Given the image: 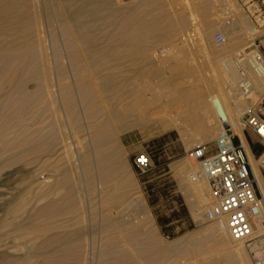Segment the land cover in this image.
I'll use <instances>...</instances> for the list:
<instances>
[{
    "label": "bare ground",
    "instance_id": "bare-ground-1",
    "mask_svg": "<svg viewBox=\"0 0 264 264\" xmlns=\"http://www.w3.org/2000/svg\"><path fill=\"white\" fill-rule=\"evenodd\" d=\"M209 1L141 0L129 8L120 0H0V264H10L15 257L9 239L21 232L30 215L50 220L47 226L29 223L33 230L44 226L48 232L58 215L68 216L76 209L77 216L85 218L91 204L84 201L79 187H89L94 180L102 200L98 237L85 243L84 239L64 240L59 234L41 235L45 240L39 248L70 245L62 247L65 252L53 255L56 249L45 254L46 264H67L73 249L76 264H252L247 246L232 240L218 223L212 222L199 240L187 241L185 247V237L162 241L144 199L121 175L119 135L151 124L158 131L173 127L199 132L185 142L189 147L203 144L215 139L223 127L213 104L217 100L228 131L244 146L264 194V175L240 124L256 96L242 95L234 64L258 30L240 9L233 11L230 22L213 25L205 17ZM197 11L202 18L197 23L193 19L195 39L189 42L187 30ZM219 27L226 42L214 49L210 39ZM179 36L181 42L167 45ZM178 50L186 57L178 56ZM193 51L201 52L205 60L187 63ZM200 66L209 68L208 85L197 79ZM245 70L255 92H264V74ZM144 75L161 80L166 94L138 95L133 86ZM61 155L69 173L80 168L85 180L72 179L68 173L53 175V180L44 176L59 170ZM20 162L46 164L24 170L22 163L23 168L14 172L24 173L35 185L29 209L22 199L17 201L20 191L9 192L4 181L10 172H2ZM177 168L193 216L203 220L210 200L208 184L191 181L198 166L190 161ZM254 231L264 235V224H256Z\"/></svg>",
    "mask_w": 264,
    "mask_h": 264
},
{
    "label": "rangeland",
    "instance_id": "rangeland-1",
    "mask_svg": "<svg viewBox=\"0 0 264 264\" xmlns=\"http://www.w3.org/2000/svg\"><path fill=\"white\" fill-rule=\"evenodd\" d=\"M140 1L141 0L139 1L138 0H120V2L126 6L128 4L130 5L133 3L130 6L128 5L129 8L138 6ZM207 7L209 8L207 9ZM205 8L208 11L207 12L205 10L207 13H205L206 15L204 14L206 17V20L212 22L213 25H217V26L218 25L220 26L221 23H226V21L227 23L228 21L230 22L233 17V11L237 12L240 9L243 15L249 20V22L253 23L257 27V30H258V33H257V36L255 37L254 42L249 46V48L248 47L246 48L245 52H248L252 49L257 48L262 54H264V0H210L205 6ZM196 13H197L196 16L192 18V20L193 19L195 20V23H197L198 21H201V18H202V16L201 18L200 16H198L200 15L199 11H197ZM207 14L209 15L207 16ZM192 20H191L190 29H188L189 31L187 30V33L189 35V37L187 38H189V42L192 39V37L193 38L195 37L194 36L195 32H194V27H193L195 26V24H194V20L193 21ZM219 28L215 31V33L224 32L223 28H220V29ZM210 41L212 44L211 46L214 49H218L220 45H218L214 41V35L210 39ZM173 42L174 43L181 42V36L177 37L176 40H172L168 42L169 44L167 43V45H171L170 43H173ZM240 44H242V42ZM171 48L174 49V47H170V49ZM176 54L178 56H181L182 54H184L185 57L187 55L185 52L181 53L179 50L176 51ZM188 54H189L188 55L189 58L186 60L187 63L195 64V62L205 60L201 52L193 51L192 53L189 52ZM208 74H209V68H207L206 66H200L199 68H197L196 75H197V79L199 80V83L204 84L207 82L206 84L208 85ZM160 81L161 80H159L158 78H152L150 76L144 75L139 78V80L134 84L133 87L135 88V91L137 92L138 95H143L145 98H151L156 95L166 94L164 90L162 89L163 85ZM213 120L214 119L211 118L210 123L214 125L215 120L214 121ZM199 134L200 133L196 131L180 132L178 129L173 128V127L165 131H158L151 124H147L141 127L140 129H134V130H130V131L122 133L121 135H119L118 143H117V145L119 146V152H120V158H121L120 159L121 175L124 177V180H126V182L130 185V189L137 190L138 192L137 195H140L144 199L148 215L151 216L153 222L155 223L157 230H158V234L161 237V240L166 243H170L171 241L173 242L177 239L185 237L184 243H183L184 247L185 245H187L188 242L191 243L192 240L193 242L199 240L204 235L205 229L208 226H210V224L212 225V222L206 221L204 217H202L203 220H200L198 217L193 216L192 206L190 205L191 201L190 199H188L183 189V186L180 183V179L178 176L177 165L182 164L184 161L189 162V160L186 158V152L192 148V147H189V145L185 142V139L187 137L195 136ZM244 135H245V138L247 139V142L254 150L262 151L261 146L257 142L255 136L250 131H244ZM236 136L234 138V142H238V138H237L238 136L237 137ZM215 137L217 138V135ZM215 139L211 141L207 140L203 144L207 145L209 150H212ZM138 153H145L151 158L152 169L145 174H138L132 164L133 156ZM260 153L259 154L257 152L255 153L254 157L257 160L259 159ZM60 157H61V161L59 164L61 166L59 167V170L55 173L49 172V171L44 172L43 174L45 177H50V179L53 180L54 179V177H52L53 175L60 174L64 176L68 173L69 175L70 174L74 175V176L70 175L71 178L74 177V179H76L77 177L78 179L82 178V180H85L84 179L85 175L82 174L83 172L80 168L73 171L75 172L74 174L72 171H70L71 173H69V171L66 169L67 165H65L67 161L65 159V155H63V157L61 155ZM22 163L23 162L18 163V166L14 164L11 167L4 168L2 172L4 171L6 173L10 172V175L12 177L9 175L10 177L8 178L9 181L8 179L4 181L5 184L11 188L9 192L11 193L14 192L13 194H16V193H19L20 191V195L17 201L21 202V199H22L23 203L26 204L27 209H29L32 206L31 201H32V204L34 203L33 194L35 193V185L30 184L31 183L30 179L26 177L24 173H14L17 170L16 167L20 168L22 166ZM63 163L64 165H62ZM190 163L195 166L197 165L195 162H190ZM23 166H24V170H29V169L34 170V169L40 168V166L44 168L46 167V164L42 165L41 163L40 165L39 163L38 164L33 163V164L25 166L23 163ZM261 172H262V175H264V171H261ZM94 181L89 187L88 186L86 187L85 185H81V184L79 187L81 188L79 191H81L80 193L84 201L88 199L89 203L91 204L90 208L92 211L87 208L85 218L81 219V217H78L77 216L78 211L76 209H74V212L76 213L73 212L69 214L68 216L63 215L64 217H62V215H58L52 220L51 224L53 228H51L48 232V230L43 231L42 227L47 226V223L48 225H50V220L46 219L45 221H43L44 219H36L35 217H32V215H30L29 221L28 219L26 220V222H28L27 223L28 225L25 223L24 226L20 228L21 232L13 233L11 239H9L12 242L11 243L12 250L11 249L10 250L13 251L10 254L15 255V257L11 259L9 263L10 264H17V263L19 264L20 263L21 264H46L48 263V261L45 262V260H47L46 255L48 254V252H50L49 255L53 253H54L53 255H56L64 251L62 247H64L65 249L66 246L68 248L70 246L69 244L68 245L66 244L65 246L56 245L53 250L50 248H39V244H41L40 242L45 240L43 239V237L47 238L48 236H52V235L58 236L59 234V236H62V238L64 237L63 238L64 240L75 241L77 239H80V240L84 239L83 242L85 241V243H87L90 237H95V238L98 237L99 235L98 216L100 215V212L102 210V206H100L101 205L100 202H102V200H101V195L96 191V187H95L96 182ZM70 184H73V181ZM84 191L87 193H85ZM141 216L142 215H139V217ZM58 218H61V219H58ZM33 221L39 224V226L41 224L44 226H41L38 228L35 227L36 229L34 228L33 230L31 226ZM66 221H68V223ZM30 222L31 224L29 226ZM59 224H60V228H57V226L55 225H59ZM84 226H85V229L83 228ZM28 227L30 228L28 229ZM9 228L10 226H7V228L5 229L8 230ZM22 229H24L25 231L24 230L22 231ZM37 229H40L43 232H39L40 230L37 231ZM44 233L46 236L44 235ZM16 234L17 235L19 234V235L17 236ZM41 235L43 237H41ZM31 239H33L34 241ZM68 248H66V250ZM19 249H21V251ZM56 249L58 251L60 249V251L58 252ZM54 250H56L57 252H53ZM67 252H69V249ZM71 252H73L71 254L73 256L71 260L70 259L67 260V264H73V263L76 264L75 258L77 259V256L74 257L75 250L74 249L70 250L69 253ZM174 252H176V250H174ZM69 253L68 255H70ZM245 253L247 254L249 260H251L250 262H252V255L248 248L247 249L245 248ZM21 258L23 259V261L21 260Z\"/></svg>",
    "mask_w": 264,
    "mask_h": 264
},
{
    "label": "built area",
    "instance_id": "built-area-1",
    "mask_svg": "<svg viewBox=\"0 0 264 264\" xmlns=\"http://www.w3.org/2000/svg\"><path fill=\"white\" fill-rule=\"evenodd\" d=\"M214 41L218 45L226 42L220 32L215 33ZM234 64L242 95L249 99L256 96L241 115L240 124L243 133L250 131L261 146L258 161L260 170L264 171V92H255L245 70L247 67L257 75L264 74V54L257 48L239 53ZM235 136L222 127L212 150L205 144L189 149L186 158L198 166L190 179L208 184L210 200L203 212L204 219L220 224L232 240L245 244L251 252L252 264H264V235L254 231L256 224H264V194L254 178L245 148L237 136L238 142H234ZM132 164L138 174L152 169L151 158L145 153L135 154Z\"/></svg>",
    "mask_w": 264,
    "mask_h": 264
},
{
    "label": "water",
    "instance_id": "water-1",
    "mask_svg": "<svg viewBox=\"0 0 264 264\" xmlns=\"http://www.w3.org/2000/svg\"><path fill=\"white\" fill-rule=\"evenodd\" d=\"M213 104H214L215 110H216V112H217V114H218L220 120L222 121V125H223V127H224V128H228V124H227L226 121H224V114H223V112H222V110H221V107H220L218 101H217V100H214V101H213ZM262 164H264V162H262Z\"/></svg>",
    "mask_w": 264,
    "mask_h": 264
},
{
    "label": "crops",
    "instance_id": "crops-1",
    "mask_svg": "<svg viewBox=\"0 0 264 264\" xmlns=\"http://www.w3.org/2000/svg\"><path fill=\"white\" fill-rule=\"evenodd\" d=\"M246 140H247V139H246ZM248 146H249V148H250L251 153L255 156V153H254L255 151L253 152L254 149L249 145V143H248ZM256 151H257V150H256Z\"/></svg>",
    "mask_w": 264,
    "mask_h": 264
},
{
    "label": "trees",
    "instance_id": "trees-1",
    "mask_svg": "<svg viewBox=\"0 0 264 264\" xmlns=\"http://www.w3.org/2000/svg\"><path fill=\"white\" fill-rule=\"evenodd\" d=\"M254 151H255V152H254ZM253 152H254V153H256V152H257V153L259 154L261 151H260V150H259V151H258V150H257V151H256V150H253Z\"/></svg>",
    "mask_w": 264,
    "mask_h": 264
}]
</instances>
